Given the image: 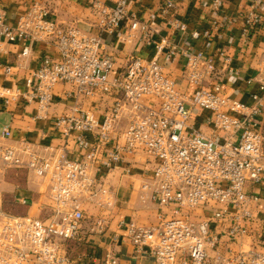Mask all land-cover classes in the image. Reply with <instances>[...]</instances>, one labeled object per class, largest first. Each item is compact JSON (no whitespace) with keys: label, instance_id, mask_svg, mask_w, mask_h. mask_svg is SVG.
I'll use <instances>...</instances> for the list:
<instances>
[{"label":"built area","instance_id":"obj_1","mask_svg":"<svg viewBox=\"0 0 264 264\" xmlns=\"http://www.w3.org/2000/svg\"><path fill=\"white\" fill-rule=\"evenodd\" d=\"M223 5L224 0H210L213 10ZM91 6L96 32L61 25L38 1L29 3L14 25L0 9V41L23 46L16 63L4 66L6 77L14 79V70L27 66L37 42L58 52L57 59L47 54L40 59L23 89L0 86L2 105L36 103L35 117L46 118L57 96L55 86L70 84L73 90L65 95L73 103L52 119V126L72 138L81 153L72 159L65 149L24 139L8 144L3 140L10 130L1 131L0 160L45 179L49 208L44 220L0 209V264H70L66 242L81 236L83 203L102 211L112 208L108 175L131 156L145 157L144 166L150 165L139 174V201L158 209L153 225L120 223L136 253L149 255L154 264H264V217L254 213L264 200V45L252 78L259 91L250 94L247 104L225 91L219 78L239 73L225 50L208 55L191 42L173 43L159 35L154 18L139 19L129 0H91ZM173 8L174 2L166 0L159 13L169 16ZM237 20L239 39L246 43L264 25V2L249 0L228 18V26L212 23L227 28ZM170 25L188 34L185 22L177 19ZM103 33L154 52L149 58L127 56L114 73L116 61L104 52ZM188 35L197 39L200 32ZM162 56L181 60L180 76L166 70L159 62ZM180 77L191 89L178 86ZM105 97L112 102L102 111L85 105ZM198 111L209 113L210 135L191 126L190 117ZM124 172L132 174L128 167ZM105 226L106 217H94V231L102 233ZM99 264L119 260L109 249Z\"/></svg>","mask_w":264,"mask_h":264},{"label":"crops","instance_id":"obj_2","mask_svg":"<svg viewBox=\"0 0 264 264\" xmlns=\"http://www.w3.org/2000/svg\"><path fill=\"white\" fill-rule=\"evenodd\" d=\"M38 1L43 3L50 10V17L61 25H77L78 27L96 32V15L91 6V0H0V9L5 11L8 21L16 24L18 18L24 13L26 6ZM166 0H129V7L137 13L139 19L154 18L160 28L159 35L173 43L184 45L191 42L196 48L202 49L208 55H215L218 49H223L232 58L233 64L239 69L235 76L219 74L223 81L225 91L231 92L234 98L250 104V94L258 92V83L252 78L256 73V57L264 45V25L257 27L246 43L239 39V29L241 21L237 20L229 27H213L212 22H222L228 26V18L236 17L238 9L244 7L249 0H224V5L219 10H213L210 0H172L174 8L169 16L163 17L159 13V8ZM264 2V0H262ZM114 0H107V3ZM181 20L187 25L188 34L197 30L200 36L197 39L191 38L188 34L174 30L170 25L173 20ZM208 31L209 36L204 32ZM104 41V52L114 56L116 65L114 73H119L124 65L127 56L135 53L141 57L149 58L153 54V49L142 43L135 46L134 43H118L116 36L102 34ZM22 44L0 41V86H16L24 88V80L28 74L35 69L40 59L49 55L54 59L58 58V52L53 45H46L37 42L33 45L30 56L26 59L27 66L23 69L14 70V79L8 78L4 74L5 65H14L18 54L22 50ZM159 62L165 66L166 70L181 75L182 64L180 59L170 60L164 56L159 58ZM251 80V81H248ZM181 88L191 89L186 81L181 77L177 80ZM70 84H58L55 86V102L48 110L46 118H36V103L25 104L23 101L10 102L4 107L0 100V133L3 129L10 130V137L4 139L5 143H17L19 140H27L42 146H52L65 149L67 155L72 159H78L81 155L72 138L66 139L61 130H56L52 126V119L55 116L67 113L71 98L65 95L66 91H72ZM112 99L105 97L102 102L85 103L93 108L104 110L111 105ZM100 111V112H101ZM209 113L198 111L192 113L190 124L195 129L205 135L213 132L211 125L207 124L205 117ZM145 157L131 156L124 159L107 178V185L114 195V205L112 208L102 211L92 202L83 203L84 219L81 222V236L77 240L66 242L67 255L70 264H99L105 252L113 250L118 257L119 264H154L153 259L147 254H138L126 236L125 228L120 223L133 220L140 226H149L157 222L158 209L152 203L143 204L139 201V174L150 169V165L144 166ZM127 162H131V166ZM128 167L132 174L125 173ZM10 168L7 175H3L1 190L10 193L17 205L10 210L7 207L6 213L24 216L37 217L47 214L49 200L47 197V182L25 168ZM148 173V172H147ZM10 174V175H9ZM9 175V176H8ZM1 194V193H0ZM264 197V191H262ZM19 199H26V203H21ZM1 202V201H0ZM255 209V214L264 217V200ZM103 215L106 217V226L102 233L94 231V217ZM257 233H252V239H256Z\"/></svg>","mask_w":264,"mask_h":264},{"label":"rangeland","instance_id":"obj_3","mask_svg":"<svg viewBox=\"0 0 264 264\" xmlns=\"http://www.w3.org/2000/svg\"><path fill=\"white\" fill-rule=\"evenodd\" d=\"M9 169L10 168H7V166L4 163H2V161L0 160V193H1L0 194V201H1L0 202V206L4 210L7 207H9L8 209L10 210L13 206L17 205L15 203L14 197H12V195L10 193H7V192H4V191L1 190V187H2L1 184H2L3 175H7V173L9 172L8 171ZM8 209H6V210H8ZM37 217H39V218H41L43 220L48 218L46 214H44L43 216L39 215Z\"/></svg>","mask_w":264,"mask_h":264}]
</instances>
